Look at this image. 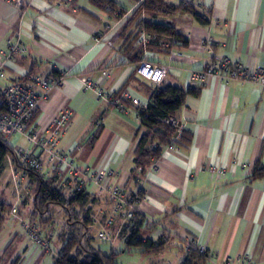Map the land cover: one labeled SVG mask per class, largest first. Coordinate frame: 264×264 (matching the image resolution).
Here are the masks:
<instances>
[{"label":"crops","instance_id":"0c3cea01","mask_svg":"<svg viewBox=\"0 0 264 264\" xmlns=\"http://www.w3.org/2000/svg\"><path fill=\"white\" fill-rule=\"evenodd\" d=\"M22 1L20 12L10 0H0V71L4 75L0 87L35 79L46 83L48 89L31 82L39 97L33 129L44 135L52 130L55 118L68 112L69 123L61 131L58 148L69 152L74 165L87 175L109 171L113 173L110 182L126 196L141 193L136 211L150 226L140 231V239L164 248L142 254L128 249L122 237L113 244L99 242L100 225L111 220L108 230L114 233L119 222L111 206L104 199H95V188L85 183L84 195L90 197L85 209L94 223V247L106 255L115 253L117 264L124 255L129 264H184L185 246L197 241L205 249L199 264H226L229 260L233 264H264V88L217 78L195 85L188 82L191 71L203 70L212 59L202 46L204 42L215 57L252 69L264 68V0H191L207 26L182 12L156 18L137 13L142 0H112L125 9L119 16L118 10L110 16L88 0ZM166 1L175 6L185 3ZM145 21L174 27L188 47L165 52L139 45L138 28ZM17 36L24 52L15 62H5L2 53L7 41ZM96 36L101 38L98 43L93 41ZM134 38L133 52H125ZM137 54L139 63L146 60L168 67L162 87L191 89L196 94L187 95L175 113L183 131L190 134V143L163 151L155 169L133 185L129 183L132 151L140 127L136 108L125 104L127 115L109 109L84 89L80 78L87 77L107 93L117 96L126 92L148 104L153 89L160 87L136 76ZM104 72L110 76L104 77ZM60 77V85H54ZM10 143L46 163L45 155L23 137L15 135ZM218 170H223L224 176L216 175ZM14 171L21 187V208L29 215L36 183L17 165ZM0 196V203L6 205V220L12 222L0 234L10 236L9 250L23 241L10 264L15 260L18 264H53V257L32 247L21 229L13 233L18 224L7 215L15 199L7 164L0 172ZM52 209L63 213V219L66 214L61 207L50 205L45 215L50 216L47 240L58 253L62 231L50 222ZM68 221L66 217L64 222ZM244 258L246 261L236 262Z\"/></svg>","mask_w":264,"mask_h":264},{"label":"built area","instance_id":"2783aa9c","mask_svg":"<svg viewBox=\"0 0 264 264\" xmlns=\"http://www.w3.org/2000/svg\"><path fill=\"white\" fill-rule=\"evenodd\" d=\"M15 8L20 11L23 6L22 0H10ZM185 4L191 5V0H184ZM151 35L140 26L138 28V43L146 47L150 42ZM101 38L94 37L93 41L98 43ZM205 51L212 57L208 65L200 71H191L189 73L188 82L195 85L204 82L208 78H217L222 81H235L241 83H250L255 86L264 88V68H250L240 63H233L225 57H215L209 47L208 42L202 43ZM24 52V46L19 37H15L7 41V50L2 53L5 62H15L17 57ZM136 76L140 79L148 81L156 87H162L167 74L168 67L141 61L135 71ZM4 75L0 71V78ZM104 77H109L110 72H104ZM61 77L54 80L53 84L58 86L61 83ZM39 82L37 79L31 80ZM31 82H17L7 87H0V142L10 152L5 157V164L10 170V180L14 192V203L7 211V215L14 219L21 231L24 233L28 243L43 251L45 254L51 255L53 260L57 258L58 253L54 252L50 243L45 238L41 225L37 219L27 217L21 208L22 193L19 183L18 174L14 171L17 165L21 171L31 172L38 176L42 183L46 185V192H50L53 198L67 205L69 198L73 195L84 193L85 183H90L95 188L94 197L97 200L104 199L111 206L112 214L118 219V226L114 233L108 229L112 227V221H107L104 225H100V231L97 234V240L103 244H113L114 241L121 236L122 230H138V239H140V231L149 228L150 222L145 218H136V204L138 197L126 196L115 184L111 183L112 172L98 170L87 175L85 170L78 169L74 165V157L69 152L58 148V139L61 131L64 130L69 123V113L62 112L52 123V130L44 135L38 134L32 127V118L37 110L39 97L34 92ZM80 82L85 90L93 92L99 101L108 105V108L115 110L124 115L128 114L125 104L136 108V118L140 122L143 113L147 109L148 104L141 103L128 93L123 92L115 96L107 93L98 84L94 83L87 77H81ZM44 89H48V85L39 82ZM165 124L171 126L175 130V137H178L183 131V126L176 116L164 121ZM100 125V122L96 124ZM19 135L25 141L33 145L37 150L46 157L44 164L38 157L34 156L27 150L12 147L10 139ZM174 147L167 146L162 149L172 150ZM153 149H160L159 145L153 146ZM156 163V161H155ZM155 163L150 170L155 169ZM141 169H138V172ZM223 170L216 171V175L224 176ZM93 222V221H92ZM94 224V223H92ZM96 224V223H95ZM186 251L195 250L199 255L205 254V249L199 247L197 241L191 242L185 246ZM244 259H238L236 262L242 263ZM226 264H233L230 260Z\"/></svg>","mask_w":264,"mask_h":264},{"label":"trees","instance_id":"16d2710c","mask_svg":"<svg viewBox=\"0 0 264 264\" xmlns=\"http://www.w3.org/2000/svg\"><path fill=\"white\" fill-rule=\"evenodd\" d=\"M88 1L110 16H113L117 10L118 16L122 15L125 11L124 8H119L112 0ZM131 1L136 2L138 0ZM23 9L24 5L20 8V12ZM139 12L144 13L150 18L158 16L170 17L182 12L190 16L199 25H208V21L203 16L191 5L185 3L175 6L166 0H142L138 6L137 13ZM139 26H142L148 34L153 35L148 47H156L158 50L165 52L173 48L183 51L188 47L187 41L182 36L176 35L175 29L172 26L149 21H145L139 24ZM134 43L135 38L128 43L125 52H133ZM139 55H136L134 61L137 65L139 64ZM189 94L195 95L196 93L191 89L183 90L171 86L153 89L147 109L141 118L140 127L136 132L138 140L132 151V168L130 170L129 183L136 185L142 180L145 172L149 171L155 161L160 159L164 147L172 146L177 148L190 143L189 133L182 131L178 137H175L174 128L164 123L165 120L175 116V113L182 107L186 96ZM36 114L37 111L34 113L32 122L35 120ZM155 145H159L160 149H153ZM9 152L10 149L5 148L0 142V172L4 169L5 157ZM139 168L141 171L138 172ZM28 173L29 177L35 181L36 188L34 190L32 208L27 217L37 219L39 223L47 224L50 218V216L45 218V215L48 213V206L55 205L61 207L69 219L63 227L61 236L58 238L62 244V249L58 252L57 258L53 260V264H117V255L115 253L106 255L93 245L91 236L92 221L88 215V211L85 209L90 201V197L84 195V193L73 195L69 198L67 205L64 206V203L53 198L50 192H46V185L42 183L38 176L31 172ZM261 174L256 173L257 176H261ZM133 197L140 199L141 193H137ZM5 213L6 205L0 203V233L6 221ZM141 217L136 212V218ZM121 237L125 239L128 249L139 250L142 254L158 253L164 248L162 244L155 245L149 241L138 239L137 229L129 231L124 229L121 232ZM200 256L195 250L186 251L184 264H199ZM18 262L19 260H15L12 264H18Z\"/></svg>","mask_w":264,"mask_h":264},{"label":"rangeland","instance_id":"374dc122","mask_svg":"<svg viewBox=\"0 0 264 264\" xmlns=\"http://www.w3.org/2000/svg\"><path fill=\"white\" fill-rule=\"evenodd\" d=\"M11 142L14 143L13 140H11ZM4 182L7 183V179H4ZM26 195H27V197L30 200L32 199L30 194H26ZM2 199L3 198H1V196H0V202L2 201ZM50 215H51L50 222L52 221L54 224H56L57 225L56 228H58V230L61 232L63 227L65 226V224H64L65 222L64 221H65L66 217L63 219L62 217H64V214L60 213V212H55V211H53V209L51 210ZM9 224L12 225V222L7 219L5 221L4 226L6 227ZM40 224H41V228H42L43 233L46 232L45 238L47 239L48 238L47 231H49V226H47V224H42L41 222H40ZM19 229H20L19 226H13V233L19 232ZM26 241H27V239H26ZM10 242H11V239H10L9 235L0 234V264H10V262L12 261V257H13V254L15 253L16 248H18V245H19V248H20V246L23 243L22 240H19L17 242L18 245L15 246L14 249H10L9 250ZM50 245H51L52 249L55 250L54 249L55 247H54L53 243H50ZM120 251L121 250H119V249L117 250V252H120ZM128 260L129 259L127 258V256L124 255V256H122V258L118 262H119V264H129L130 262H128ZM132 264H135V263H132Z\"/></svg>","mask_w":264,"mask_h":264}]
</instances>
